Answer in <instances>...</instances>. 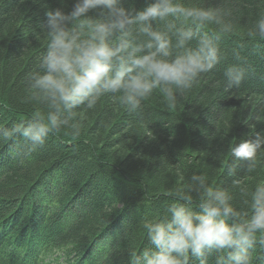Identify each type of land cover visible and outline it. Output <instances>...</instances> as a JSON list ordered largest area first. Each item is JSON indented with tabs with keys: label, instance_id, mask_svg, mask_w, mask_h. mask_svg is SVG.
<instances>
[{
	"label": "trees",
	"instance_id": "16d2710c",
	"mask_svg": "<svg viewBox=\"0 0 264 264\" xmlns=\"http://www.w3.org/2000/svg\"><path fill=\"white\" fill-rule=\"evenodd\" d=\"M149 2L122 0L136 11ZM194 2L230 9L235 29L221 36L225 58L175 106L155 93L130 113L106 97L81 110L79 135L55 132L28 157L14 154L22 137L0 140V264H134L150 247L142 223L161 216L191 175L230 187L226 165L239 163L243 183L264 182V158L249 175L230 154L234 143L264 133V39L247 35L264 0ZM74 3L0 0V128L41 110L28 100L26 77L46 51V13H68ZM236 63L248 71L225 91V69ZM254 255L264 264V248Z\"/></svg>",
	"mask_w": 264,
	"mask_h": 264
},
{
	"label": "clouds",
	"instance_id": "9594fccd",
	"mask_svg": "<svg viewBox=\"0 0 264 264\" xmlns=\"http://www.w3.org/2000/svg\"><path fill=\"white\" fill-rule=\"evenodd\" d=\"M46 15V51L26 77L28 100L41 110L0 128V140L23 138L14 149L21 157L43 148L55 132L79 135L81 110L106 97L130 113L155 93L175 106L225 58L221 36L235 29L230 9L194 0H151L138 11L122 0H75L70 12ZM247 35L264 39V14ZM243 47L234 50L237 61ZM247 71L241 63L227 67L224 90L240 87ZM253 135L230 146L232 160L243 162L249 175L264 158V133ZM238 168L226 165L230 187L191 175L161 216L142 223L150 247L134 264H254L257 247L264 248V182L243 183Z\"/></svg>",
	"mask_w": 264,
	"mask_h": 264
}]
</instances>
